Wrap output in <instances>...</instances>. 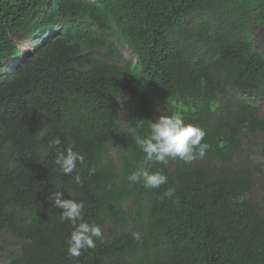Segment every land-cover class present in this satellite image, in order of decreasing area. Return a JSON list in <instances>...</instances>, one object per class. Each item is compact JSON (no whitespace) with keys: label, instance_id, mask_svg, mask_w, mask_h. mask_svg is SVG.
Instances as JSON below:
<instances>
[{"label":"trees","instance_id":"trees-1","mask_svg":"<svg viewBox=\"0 0 264 264\" xmlns=\"http://www.w3.org/2000/svg\"><path fill=\"white\" fill-rule=\"evenodd\" d=\"M253 20L264 25V0H0V239L19 243L7 264H264L252 182L221 170L243 135L264 132ZM113 39L130 46L134 66L105 59L117 53ZM8 56L16 62L2 65ZM154 103L205 132L203 157L145 162L136 138L150 134ZM67 148L84 157L70 175L55 164ZM141 167L167 182H131ZM57 191L103 233L78 257L67 251L73 225L50 199ZM125 221L132 228L116 230Z\"/></svg>","mask_w":264,"mask_h":264},{"label":"clouds","instance_id":"clouds-1","mask_svg":"<svg viewBox=\"0 0 264 264\" xmlns=\"http://www.w3.org/2000/svg\"><path fill=\"white\" fill-rule=\"evenodd\" d=\"M205 132L193 124H185L179 115H160L150 125V134L145 137H137L136 143L145 154V162L166 163L169 157H179L185 163H190L196 156L203 157L209 145L201 143ZM60 144V140L54 139L50 142L49 148H54ZM84 157L71 148L58 151L55 164L65 175L72 174L77 163H83ZM94 171V169H93ZM77 183L80 182V176L74 177ZM128 179L131 182L139 183L141 180L147 188H159L167 182V176L162 171L149 172L141 167L138 171L132 172ZM175 193L174 188H169L165 193L172 197ZM54 201V206L62 209L61 221H70L73 225V231L67 241L68 255L78 257L81 250L94 248L96 245L94 239H103L101 228L97 225H90L84 222L82 202L62 197V193L57 191L50 197ZM139 239V236H135Z\"/></svg>","mask_w":264,"mask_h":264},{"label":"rangeland","instance_id":"rangeland-1","mask_svg":"<svg viewBox=\"0 0 264 264\" xmlns=\"http://www.w3.org/2000/svg\"><path fill=\"white\" fill-rule=\"evenodd\" d=\"M57 31V30H56ZM56 31L54 33H56ZM250 36L255 45V48L262 52L264 55V25L255 22L254 20L250 26ZM18 47L20 49H31L33 45V40L28 39L27 37L20 36L18 39ZM114 46L116 48V55L111 56L107 55L105 59L117 65H124L130 63L132 66L135 65L137 61L136 54L132 51L130 46L124 42H119L115 39ZM103 52V50H101ZM16 59L14 57L8 56L5 58V61L2 65L14 64ZM122 99H126L129 96L125 93H121ZM254 102L258 104L259 114L264 119V95L260 97L253 98ZM173 104V103H172ZM152 111L156 114L157 117L160 115H177V109L173 108L169 112L163 113L159 109L156 103L151 105ZM120 124L122 127L127 128L125 123V117L120 113ZM264 144V132L248 133L242 136L240 148L236 151L233 159L221 166L223 172L229 174H243L250 178L252 186L249 192L246 193V197L256 203L258 210L261 214L264 215V154L261 153V147ZM120 150L119 145H113L110 148V155L114 159L116 168L118 169L120 164ZM170 161L172 157L168 158ZM172 165V164H170ZM218 171H220L218 169ZM134 204L132 202H125L123 209L128 214H133L132 209ZM133 217V215H131ZM132 228V223L123 222L116 230H130ZM114 229V224L107 222L102 228L103 232L107 235L110 230ZM19 243L14 240L7 232L2 234L0 239V247L3 252V259L1 264H7V261L10 257L11 252L18 251Z\"/></svg>","mask_w":264,"mask_h":264}]
</instances>
